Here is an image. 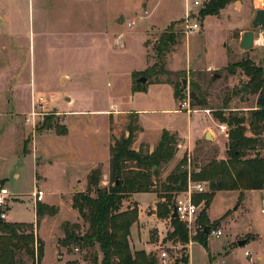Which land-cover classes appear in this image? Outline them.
I'll list each match as a JSON object with an SVG mask.
<instances>
[{
	"label": "rangeland",
	"instance_id": "obj_1",
	"mask_svg": "<svg viewBox=\"0 0 264 264\" xmlns=\"http://www.w3.org/2000/svg\"><path fill=\"white\" fill-rule=\"evenodd\" d=\"M60 1L51 0L44 8L40 6V0H0V187L6 185L11 192L10 209L6 210L3 219L37 225L32 192L37 186L34 178L39 174L49 204L58 209L55 215L40 220L36 230L45 242L43 264H65L67 259L91 264L89 254L93 250L79 251L73 245L61 247L59 241L64 237L63 225L67 220L80 221L82 226L78 232L85 233L87 224L68 200L77 191L87 189L88 175L79 179L78 173L84 172L97 158L107 162L106 127L109 118L97 112L80 115L73 111L105 109L113 98L127 101L128 70L141 69L147 64L142 44L144 29L147 28V57L152 64L156 55L155 43L173 24L180 36L166 56L165 67L174 74L161 75L160 78L179 83V88L190 89L193 82L199 83L208 93L211 108L191 107L192 120L184 110L179 113L172 110L150 112L145 117L155 129L178 127L186 136L194 137L201 136L204 129L211 132L210 138L206 135L195 138L191 152L187 153L193 165L227 158L229 127L215 116V111L228 102L229 108L244 110L249 118V110L256 108L257 96L251 95L249 90L246 93L240 91L248 80L243 70L227 67L245 59L264 66V28L255 29L257 43L253 48L245 50L240 45L244 32L252 29L256 10L264 7V0H229L218 14H205L206 6L213 0H202L200 6L194 5L197 14L192 21L200 25L195 30L187 29L185 0H111L110 7L115 14L118 9H123L125 18L124 22H116L109 32L101 29L104 24L101 19L105 16L96 11L102 3ZM2 3L7 4L6 9H1ZM107 4L104 5L106 9ZM132 18L135 25L130 27L128 21ZM121 31L125 42L122 47L114 45L111 36ZM168 88V85L153 86L146 96L135 99L134 106L183 109L181 100L185 97L176 103ZM34 91L36 94L32 95ZM34 96L37 99L35 106L32 105ZM67 97L73 102L70 103ZM61 110L67 113L66 121ZM56 118L69 127L67 135L57 134L55 128H45L47 121ZM119 123L121 126L115 125L126 126L122 121ZM222 125H227L226 130ZM179 142L177 152L183 157L186 152L184 148L180 149ZM261 153L264 156V150ZM172 167L169 162L162 168L161 182L172 172ZM77 176L79 180L72 189V181ZM109 184L110 181L106 186ZM263 192L264 189L262 193L248 191L240 199L237 191H218L208 208L206 225L199 220L205 201L196 202L200 210L192 223V235L207 229V242L210 240L217 248L221 241L237 242L240 241L238 238L252 231L258 234V241L251 240L236 247L241 249L240 257L246 249L251 252L263 249ZM137 199L142 216L161 218L157 215L159 198L155 193L139 192ZM138 201L133 199L131 204H139ZM127 206L125 199L123 208ZM158 228L164 229L161 221ZM158 228L154 222L151 224L148 232L151 242L147 249L162 247L173 258L181 254L180 245L175 247L162 240ZM213 229H220L223 234L218 238L212 234ZM236 242L233 246H237ZM131 245L133 249L140 247ZM191 253L192 264H210V254L199 243L192 245ZM60 255L64 257L60 258ZM84 256L88 261L83 259ZM19 257L27 264H34L24 251Z\"/></svg>",
	"mask_w": 264,
	"mask_h": 264
},
{
	"label": "trees",
	"instance_id": "obj_2",
	"mask_svg": "<svg viewBox=\"0 0 264 264\" xmlns=\"http://www.w3.org/2000/svg\"><path fill=\"white\" fill-rule=\"evenodd\" d=\"M228 2L229 0H213L206 6L204 13L218 14ZM173 26L171 24L155 43V61L146 69L133 72V91H146L152 83H170L174 86L177 100L186 98L189 94L191 107L211 108L208 93L199 83L193 82L190 89L179 88V83L160 78L161 75L174 74L165 67L166 56L178 43L180 36ZM230 67H240L243 70L248 78L246 87L251 95L257 96V102L256 108L249 110V118L243 113L244 110L229 108L228 102L215 111V116L229 127L227 158H215L203 165H193V161L189 163L186 152L161 182L162 168L175 157L179 139L175 133L165 129L152 151L145 144L134 149L133 144L141 127L137 113H130L125 126L127 134L113 135L111 139L110 184H101L102 168L99 166L88 174L87 189L77 191L72 198V206L87 224L85 233L78 232L82 226L79 222L66 221L63 225L64 237L59 241L61 247L70 248L73 245L79 251L93 250L89 254L91 264H160L157 253L144 249L135 250L130 244L131 227L139 218V206L128 203L124 209L123 202L133 193H156L159 198L157 215L171 218L173 202L180 192L187 190L189 180L205 181L209 190L205 193H193L192 198L195 203L205 201L199 220L206 225L209 220L207 209L218 191L238 190L241 199L247 190L264 189V156L261 153L264 150V66L245 59L228 65L227 68ZM141 76H146L148 81L137 82ZM45 128H55L59 135L67 133V126L57 118L47 121ZM2 211L0 207V264H27L19 257V253L23 251L34 264H41L45 255V242L36 230L40 220L46 215L57 213V207L37 201V225L4 220L1 217ZM171 225L172 230L166 239L182 244L198 241L208 248L204 230L193 236L188 225L179 218H171ZM83 259L86 261L87 257L84 256ZM187 259L188 256L182 252L177 256L176 263H186ZM66 264L81 263L74 259L68 260Z\"/></svg>",
	"mask_w": 264,
	"mask_h": 264
},
{
	"label": "crops",
	"instance_id": "obj_3",
	"mask_svg": "<svg viewBox=\"0 0 264 264\" xmlns=\"http://www.w3.org/2000/svg\"><path fill=\"white\" fill-rule=\"evenodd\" d=\"M40 1H42L40 6H42L44 8L51 2V0H40ZM61 1H63V0H61ZM74 1L77 2V1H83V0H74ZM93 1L95 2V5L100 4V3L103 4L101 6L99 5V7L96 9V11L101 12L102 15L105 16L103 18L104 21L101 19V22H104V24H101L103 26V28H101V29H105V32H109L110 29L113 30L114 29V24L116 22H118V21L124 22L125 16L123 14V9H118V12L115 14L114 9H112L110 7L111 6L110 5V1L111 0H93ZM4 3H2V8L1 9H4L3 7H5V9L7 8V4H4ZM128 3H131V2L128 1ZM105 4L108 5L107 9L104 7ZM144 11H146V10H144ZM112 17H114V18H112ZM132 20H135V19L132 18L129 21H132ZM133 26H130V27H133ZM146 30H147V28L144 29L143 39H142L143 43L142 44H143V46L145 47V50H146V61H147V64H146V66L144 68H141V69H132L131 68V69L128 70V72H127V83H126V85H127V101L125 100V98H121V99H114L113 98L111 100L110 106L108 108H105V109H101L100 108V109H95V110H91V111L90 110H83V109L81 110L80 109V110H74L73 111V112H76V113H78L80 115H85V113H87V112H89V113L90 112H97V113H102V114L108 116V118H109V120L107 122V127H106L107 139H108L106 145H108V147H109L108 160H107V162H102V160L97 158L94 162H92L90 164V166H88L86 168V170L84 172H80V173L77 174L80 177L79 179L87 176L94 168H97V167L101 166L102 167V175H103L101 184L105 186L108 183V181H110V145H111V142H112L111 139H112L113 135L120 136L123 133L127 134L126 128L124 126L120 127L121 124L119 122L122 121L123 124L125 125L126 122H127V117H128V115L130 113H137L138 124L141 127V130L138 132L136 140H135V142L133 144V148L134 149H139L141 144H145V145H147L149 147V150L152 151L154 149V147L156 146V144L159 142L163 131L166 129V130L170 131L171 133H175L177 135V137H178V139L180 141L179 142L180 149L184 148L185 152H187V153L189 152L190 153L191 149H192L193 142L195 141V138H200L202 136L205 137V135L208 133L204 129V133L201 136L194 137V136H192L190 134H188L186 136L185 134H183L182 130L180 128H178V127L169 128V127L160 126V127L155 129V126H152L150 124V122L147 121V119H146L147 117H145V114H149L150 112L172 110L174 112H178L179 113V112H182L181 110L186 111L185 109L178 108V107L169 108V109H159L158 107H150L148 109V108H145V107L142 108V107L134 106L135 105L134 104L135 99L138 98L139 96H146V93H149L150 89L153 86H159V88H161V86H165V85L170 86L171 89L170 88H168V89L172 91V94H173V97H174L176 103L178 102L177 98L175 97L174 86L172 84H170V83H152V84L148 85L146 91H133V88H132V86H133V72L134 71H139V70H144L150 64V62L148 60V57H147V53H148L147 52V46L145 44L146 41H147V39H146ZM107 36H109V35H107ZM111 36L113 38L112 41H113L114 45H118L119 44L121 47L123 45H125V42L123 40L124 33L122 31L119 32L117 35L113 34ZM65 76L69 77V74H65ZM35 94H36V91H34V93L32 95H35ZM66 99L68 101H70V103L73 102V100L71 98H69V97H67ZM36 100H37L36 96H34L33 99H32V105L35 106V103L37 102ZM125 101L127 103H125ZM60 113L65 116V121H66L67 113L62 111V110H61ZM187 113L189 114V118H190L189 120H192L193 114H191L189 112H187ZM144 117H145V119H144ZM111 118H112L113 122H111ZM116 123H118L120 126L115 125ZM66 126H67V124H66ZM154 129H155V131L153 132ZM68 133H69V127L67 126V133L64 134V135H67ZM36 137H38V135ZM33 140H34V138H33ZM33 145H34V142H33ZM179 153L180 152H177L175 157L170 161L171 164H173L172 168H174L177 165V163L182 158L179 155ZM37 159L39 160V158H37ZM78 176H77V178H74V180L72 181V189L74 188L75 182H77L79 180ZM41 179H42L41 176H39V174H37L35 176V178H34L35 185H36V181H39L40 186H41V182H40ZM5 187H7V186L5 185ZM262 190L263 189H260L258 191H260L262 193ZM229 191H237L240 194V191H238V190H229ZM248 191H254V190H247V191L244 192V195ZM34 192H35V189L32 192L33 196H34ZM137 193H139V192L133 193V196L128 198L127 202L131 203V201L133 199L138 201ZM156 198H157V194H156ZM37 201L38 200H36V198L34 196V203H33L34 207H36ZM40 201L49 204V201L46 198V192L45 191H44V196H43V198ZM68 201H69L68 204L70 206H72V198H70ZM155 202H156V200H155ZM138 206H139V218L133 224V226L131 227V234H130V243L134 244L135 246H138V245L140 246V247L135 248V250L144 249L147 252L157 253L159 255L160 263L161 264L165 263V261L163 260V258L161 256V253H162V251H166L167 252L166 249H164L162 247H159V249H154V248L153 249H147L149 244H150V242H151L150 238L148 240V232H149V229L151 227V224L154 222L156 228H158V223L161 221V223L164 224V229L163 230H160L159 228L158 229H159V235L161 236L162 240L165 239L167 242H169L170 244H172L175 247H177L178 244H179L180 248H181L180 249V253L185 252V254L188 256V259H187L186 263H183V262H180V263L181 264H192L193 259H192V255H191L192 254L191 253V247L195 243H199L200 245H202V244L200 242H198V241H191L190 243L182 244L180 242H173L170 239H166L167 234L169 233V231L172 230L171 218L156 219L157 217L156 218H155V216L148 217L147 214L142 216V211H141L142 209L140 208V202H139ZM8 209H10V206L7 207V210ZM207 211H208V209H207ZM46 216H48V215H46ZM45 217L43 218V220L45 219ZM67 221H69V220H67ZM71 222H73V221H71ZM74 222H80V221H74ZM139 227H141L140 228L141 232H139ZM222 233H223V231H222ZM247 234H249V236ZM247 236L249 238H247ZM258 237L259 236H258L257 233L249 231V232L245 233L241 238H238V239L244 240L245 243L243 245H245L248 241H251V240L253 242L258 241ZM238 241L237 242L236 241H232V242H230V241H227V242L221 241L219 246L217 248H215V246H213V243H211V241L208 240V244H209L208 248H205L203 245L202 246L207 251L208 255L210 254V264H214V263L215 264H264V248L263 249L254 250V252H251L249 249H246L244 251L243 257H240L239 254L241 253V249L239 250L238 248H236V247H239V246L241 247V245L238 244ZM233 242H236L237 246H233L234 245ZM210 248H211L212 251L209 250ZM248 250L250 252V255H246V251H248ZM167 254H168V252H167ZM179 255H181V254H179ZM177 256L175 258H173V257L167 255L166 256L167 263L168 264H172L171 262H173L175 264H178V263H176ZM244 256H246L247 259L244 258ZM59 257L63 258L64 256L60 255ZM43 260H44V258H43ZM43 260H42L41 264H43ZM68 260H71V259H67L66 263H67Z\"/></svg>",
	"mask_w": 264,
	"mask_h": 264
},
{
	"label": "built area",
	"instance_id": "obj_4",
	"mask_svg": "<svg viewBox=\"0 0 264 264\" xmlns=\"http://www.w3.org/2000/svg\"><path fill=\"white\" fill-rule=\"evenodd\" d=\"M186 1V12H185V23L187 25L188 30H195L200 27L197 21H192L197 11L194 9V5H201L202 0H185ZM192 3V4H191ZM135 24V20L129 21L128 25L133 26ZM181 106L187 112L191 113V105H190V97L187 94L186 98L181 101ZM227 125H222V129L226 130ZM180 146V144H179ZM189 163L191 162V157L188 155ZM36 189L34 192V196L36 200L40 201L44 196V190L41 188L39 181H36ZM208 189V185L205 181H192L189 180L188 188L185 191L180 192L175 198V205L178 213V218L185 222L190 231L192 232V223L194 221L195 216L200 210V206L193 201L192 194L194 192H205ZM11 192L9 191L8 187H0V207L3 209L1 213L2 218H6V210L9 206L8 200L10 198ZM263 201H264V192H263ZM264 210V209H263ZM173 211V207H172ZM212 234L216 237L221 236L222 230L220 229H213ZM246 255H250L249 251H246ZM161 256L165 261L164 264H168L166 261L167 252L162 251ZM161 264V263H160ZM163 264V263H162Z\"/></svg>",
	"mask_w": 264,
	"mask_h": 264
},
{
	"label": "water",
	"instance_id": "obj_5",
	"mask_svg": "<svg viewBox=\"0 0 264 264\" xmlns=\"http://www.w3.org/2000/svg\"><path fill=\"white\" fill-rule=\"evenodd\" d=\"M251 24H252V29H249V30L244 32V35H243L241 43H240L241 47L243 49H245V50H249V49L253 48L256 45V32H255V29L259 28V27L264 28V7L258 8L256 10L255 16L252 19ZM136 81L137 82H141V83H146L147 77L146 76H141ZM185 87H186V84H185ZM248 90H249V88L246 87V86H243L240 89V91H242L243 93H246ZM211 135H212V133L208 132L206 134V137L210 138ZM172 207H173V211L171 213V218H178V213H177V209H176V205H175V200L173 202ZM206 231H207V229L205 230V232ZM244 243H245L244 240H240L238 242L239 245H243Z\"/></svg>",
	"mask_w": 264,
	"mask_h": 264
},
{
	"label": "bare ground",
	"instance_id": "obj_6",
	"mask_svg": "<svg viewBox=\"0 0 264 264\" xmlns=\"http://www.w3.org/2000/svg\"><path fill=\"white\" fill-rule=\"evenodd\" d=\"M262 40V39H261ZM256 43H257V40H256ZM263 44V43H262Z\"/></svg>",
	"mask_w": 264,
	"mask_h": 264
}]
</instances>
